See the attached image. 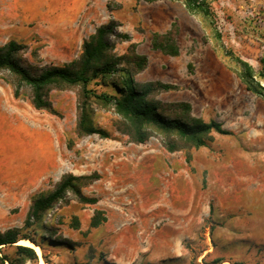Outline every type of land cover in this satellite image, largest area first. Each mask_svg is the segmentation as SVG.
Returning <instances> with one entry per match:
<instances>
[{
	"label": "rangeland",
	"instance_id": "374dc122",
	"mask_svg": "<svg viewBox=\"0 0 264 264\" xmlns=\"http://www.w3.org/2000/svg\"><path fill=\"white\" fill-rule=\"evenodd\" d=\"M25 1L0 0V46L9 40L26 45L22 58L31 66L77 59L81 45L69 57L40 35L50 32L32 31L33 24L3 27L6 11H21ZM206 1L209 19L176 1L108 0V9L139 34L150 30L153 6L170 9L179 55L156 51L139 80L177 86L157 99L188 101L193 116L222 123L229 134L213 132L205 147L169 153L152 137L126 149L127 138L113 127L112 106L94 99L93 124L108 138L80 137L77 88L50 91L51 114L35 110L26 89L15 99L0 72V231L17 228L41 244L37 261L24 264H264V99L246 90L234 61L248 63L264 87L258 77L264 74V0ZM110 40L116 54L127 52L122 41ZM89 88L114 94L110 86ZM64 174L92 177L81 192L97 203H79L68 193L35 233L25 225L31 200L50 192ZM192 204L195 212L183 218ZM96 211L105 221L94 228ZM0 250L14 256L13 247Z\"/></svg>",
	"mask_w": 264,
	"mask_h": 264
},
{
	"label": "trees",
	"instance_id": "16d2710c",
	"mask_svg": "<svg viewBox=\"0 0 264 264\" xmlns=\"http://www.w3.org/2000/svg\"><path fill=\"white\" fill-rule=\"evenodd\" d=\"M153 3L157 0H134ZM181 2L192 15L210 18L211 10L206 0H168ZM119 25L110 21L106 25L97 27L81 43L80 54L63 66L43 65L31 66L26 64L22 55L28 47L9 40L0 46V72H5L4 79L12 87V95L18 99L22 90L29 94V103L37 111L54 114L48 94L52 90L64 91L78 89V121L76 133L78 136L98 135L108 138V133L96 128L91 118L89 101L94 99L105 105H111L117 119L113 122L115 130L125 136L129 143L141 145L152 137H159L163 148L169 152L187 151L205 147L213 141L212 133L229 134L223 125L217 121L204 122L201 118L191 114V106L187 102L166 103L157 99L160 93L176 90L173 84L160 81L138 83L134 77L143 71L147 64L146 56L136 54L134 45H130L127 52L118 55L114 51L115 44L110 38L119 41H129L127 34L117 30ZM177 29L172 24L165 33H154L151 46L154 51L162 55L176 57L179 55L177 45ZM239 70L237 75L247 91L256 97L264 99V87L255 80L252 67L240 60L234 59ZM258 77L264 78L263 73ZM95 86L111 87L114 94L98 93L89 88ZM92 179L90 176H73L64 174L54 188L45 195H39L31 200L25 225L34 228L41 223L44 214L58 201L64 200L68 193H72L79 203L94 205L96 198L85 197L81 189ZM96 211L90 226L97 227L105 218ZM20 240H27L41 247L35 236L23 233L17 228L0 231V249L13 247L14 256L1 253L0 264H24L26 261L36 262V252L26 246L17 245Z\"/></svg>",
	"mask_w": 264,
	"mask_h": 264
},
{
	"label": "crops",
	"instance_id": "0c3cea01",
	"mask_svg": "<svg viewBox=\"0 0 264 264\" xmlns=\"http://www.w3.org/2000/svg\"><path fill=\"white\" fill-rule=\"evenodd\" d=\"M159 1L157 0L149 5H157L156 3H159ZM163 1L171 2L168 0ZM164 5L170 6L169 4ZM150 13V30L139 34L125 20L118 17L117 11L108 9V0H28L22 4L21 11L18 9L12 10L11 8L6 11L7 21L3 24V27L10 26L17 31L25 29L28 24H33L31 27L32 31L39 34L44 31L50 32L52 37H49V34L40 35L42 37L47 36L51 40V45L62 47L66 50V55L70 57L71 48L81 45L82 41L93 34L97 27L106 25L112 20L118 21L122 24L119 26L118 31L127 34L129 37V41H124L122 45H125V49L130 45H134L136 54L146 56L148 63L149 57H152L156 52L151 46L152 35L154 33H165L170 29L173 22L170 9H164L159 4L158 6H153L150 9ZM153 57L158 56L154 55ZM158 60L161 62L160 58ZM145 69L134 77L136 82H149L148 79L139 80V76L142 75ZM179 102L188 103V101ZM129 145L130 143L125 148L129 149ZM183 183L190 189L188 182L185 181ZM191 195L197 198V193H191ZM190 207L189 211L182 213L183 218L195 212L194 204ZM176 237L177 235L174 236V238Z\"/></svg>",
	"mask_w": 264,
	"mask_h": 264
},
{
	"label": "bare ground",
	"instance_id": "6f19581e",
	"mask_svg": "<svg viewBox=\"0 0 264 264\" xmlns=\"http://www.w3.org/2000/svg\"><path fill=\"white\" fill-rule=\"evenodd\" d=\"M18 245H22V246H26V247H30L32 249H34V251L39 254L40 253V249L38 246L32 244L31 242L27 241V240H20L17 242ZM38 264H46L45 262H43L42 260H39Z\"/></svg>",
	"mask_w": 264,
	"mask_h": 264
}]
</instances>
